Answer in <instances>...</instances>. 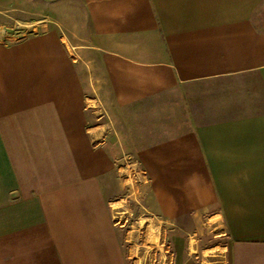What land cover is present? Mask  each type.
<instances>
[{
  "label": "crops",
  "instance_id": "1",
  "mask_svg": "<svg viewBox=\"0 0 264 264\" xmlns=\"http://www.w3.org/2000/svg\"><path fill=\"white\" fill-rule=\"evenodd\" d=\"M261 1L0 0L42 27L0 40V264H127L112 139L162 220L215 206L224 264H264Z\"/></svg>",
  "mask_w": 264,
  "mask_h": 264
},
{
  "label": "rangeland",
  "instance_id": "2",
  "mask_svg": "<svg viewBox=\"0 0 264 264\" xmlns=\"http://www.w3.org/2000/svg\"><path fill=\"white\" fill-rule=\"evenodd\" d=\"M15 17L0 13V40L17 41L42 31L41 23H25ZM255 22L264 28V0L258 7ZM97 95L105 98L103 92ZM107 142L115 151L107 194L114 221L121 226L119 241L127 264H182L189 257L196 264H224L228 260L227 237L221 234L217 221H207L215 206L209 211H199L195 220L190 214L184 221L162 220L147 174L132 155L130 144L122 142L127 144V150L122 152L118 139Z\"/></svg>",
  "mask_w": 264,
  "mask_h": 264
}]
</instances>
